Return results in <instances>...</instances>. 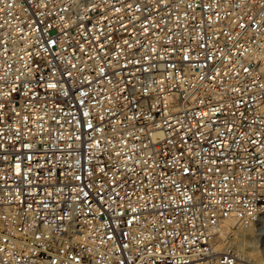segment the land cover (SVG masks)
I'll return each instance as SVG.
<instances>
[{
    "label": "built area",
    "instance_id": "built-area-1",
    "mask_svg": "<svg viewBox=\"0 0 264 264\" xmlns=\"http://www.w3.org/2000/svg\"><path fill=\"white\" fill-rule=\"evenodd\" d=\"M264 212V0H0V264H250Z\"/></svg>",
    "mask_w": 264,
    "mask_h": 264
},
{
    "label": "rangeland",
    "instance_id": "rangeland-1",
    "mask_svg": "<svg viewBox=\"0 0 264 264\" xmlns=\"http://www.w3.org/2000/svg\"><path fill=\"white\" fill-rule=\"evenodd\" d=\"M236 222L237 221L229 224L228 228H226V230H224V234L220 233V237H223V239L221 240V238H220V244H219L220 247L218 245H217V247L221 248L226 243H231V241H232V243L234 242L233 245H235V248H236L237 247L236 245L239 241H241V242L243 241L244 243H246V241L249 242L250 240L255 239V243H248L247 244V246H246L247 250L245 252V255H247L248 258L247 257H245V258L250 261V264H264V218L262 219V218L258 217L257 219H251L249 221H244V224H245V222H246V224L251 223L253 228H251L250 230H245V229L242 230V228L238 229L239 224L236 225L235 224ZM239 222H242V221L239 220ZM241 235H243L244 238ZM248 238H250V239H248ZM244 245H246V244H244ZM240 252H242V251H238L237 254H241ZM256 258L258 259V261H254V260H257Z\"/></svg>",
    "mask_w": 264,
    "mask_h": 264
},
{
    "label": "bare ground",
    "instance_id": "bare-ground-1",
    "mask_svg": "<svg viewBox=\"0 0 264 264\" xmlns=\"http://www.w3.org/2000/svg\"><path fill=\"white\" fill-rule=\"evenodd\" d=\"M258 217H260V218H264V212L263 213H261V214H259V215H257L254 219H257ZM235 221H237L235 224L236 225H238V229H241L242 228V230H250L251 228H253V226L251 225V223L249 224H246V222H245V224H244V221H242V222H239V219H236L235 217H233V216H230V217H226L225 219H223L221 222H220V224H219V230H218V238H217V241H216V245H215V250L217 251V252H227V251H231V252H235V253H237L238 251H242V252H240L241 253V255H243L244 257H247L248 258V256L247 255H245V252H246V246H247V244L248 243H255V239H252V240H250L249 242H247L246 241V243H244L243 241L241 242V241H239L238 243H237V247L235 248V245H233L234 244V242L232 243V241H231V243H226L225 245H223L221 248H219L220 246H219V244H220V238H221V240L223 239V237H220V233H223L224 234V230H226V228H228V226H229V224H231V223H234ZM253 230V229H252ZM259 231V230H258ZM244 232V231H243ZM250 232V231H249ZM242 237H243V235H241ZM244 238V237H243ZM253 238V237H252ZM248 239H250V238H248ZM257 240V239H256ZM237 242V241H236ZM244 244H246V245H244ZM217 245L219 246V247H217ZM234 248V249H233ZM252 249V248H251ZM258 249V248H257ZM259 258V257H258ZM254 259V258H253ZM257 259V258H256ZM254 261H258V259L257 260H254ZM260 262V261H259ZM258 262V263H259Z\"/></svg>",
    "mask_w": 264,
    "mask_h": 264
}]
</instances>
